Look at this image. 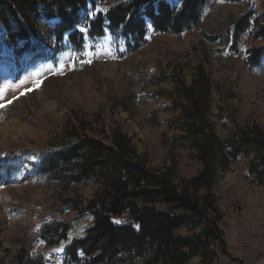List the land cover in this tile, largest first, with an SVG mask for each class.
Returning <instances> with one entry per match:
<instances>
[{
    "label": "rangeland",
    "instance_id": "1",
    "mask_svg": "<svg viewBox=\"0 0 264 264\" xmlns=\"http://www.w3.org/2000/svg\"><path fill=\"white\" fill-rule=\"evenodd\" d=\"M118 2L97 0L87 13L90 17L105 13ZM249 11L255 17L263 13L264 0H213L198 26L181 35L156 32L149 26L147 42L133 50L119 32L110 29L102 37L84 31L81 48L68 38L58 44L43 32L39 55L17 65L12 50L4 47L0 61V264H87L84 259L67 258L66 249L93 225V215L83 207L98 183L62 185L40 171L43 159L72 142L76 129L103 140L104 131L119 130L154 170L165 172L177 162L176 183L194 177L201 164L178 138L181 111L175 107L183 100L175 80L190 83L198 67L210 74L214 84L208 116L221 138L233 123H257L264 128V62L254 65L250 60V50L264 45V40H254L253 29L237 44L231 35L232 21ZM15 69L19 74L12 78ZM250 161L239 157L214 184L226 241L224 247H216L214 264H264V185L252 180ZM124 220L128 219H116ZM49 223L70 228L67 238L53 247L41 237ZM82 223L84 232L73 236ZM144 263L145 258H139L123 264ZM187 264L204 262L196 255Z\"/></svg>",
    "mask_w": 264,
    "mask_h": 264
},
{
    "label": "trees",
    "instance_id": "2",
    "mask_svg": "<svg viewBox=\"0 0 264 264\" xmlns=\"http://www.w3.org/2000/svg\"><path fill=\"white\" fill-rule=\"evenodd\" d=\"M96 1L0 0V59L4 47L12 50L11 57L17 61L38 52L43 32L58 44L68 38L81 48L84 31L102 37L110 29L119 32L133 50L147 42L149 25L173 35L198 26L213 0H119L109 11L90 17L88 7H95ZM254 15L249 11L232 21L236 44L250 29L254 40H264V12ZM53 20L55 24L49 23ZM250 52L254 65L264 62V45ZM175 88L183 100L175 107L181 111L176 119L181 129L178 138L201 164L194 177L176 183L177 162L165 172L154 170L128 136L114 129L103 132L105 140L76 129L72 142L43 159L40 171L50 181L98 183L83 207L93 215V225L84 237L72 241L67 258L84 259L87 264L133 263L139 258H145L144 264H187L199 255L204 264H214L216 247L226 244L214 184L239 157H248L252 180L264 185V128L257 123H233L228 135L221 138L208 116L214 84L203 67L197 68L190 83L176 79ZM118 218L128 220L119 223ZM184 229L187 233L181 232ZM69 231L68 225L49 223L42 228L41 237L55 246Z\"/></svg>",
    "mask_w": 264,
    "mask_h": 264
},
{
    "label": "bare ground",
    "instance_id": "3",
    "mask_svg": "<svg viewBox=\"0 0 264 264\" xmlns=\"http://www.w3.org/2000/svg\"><path fill=\"white\" fill-rule=\"evenodd\" d=\"M7 72L11 71V69L9 67H6ZM15 71V70H14ZM13 72V71H12ZM16 72V71H15ZM85 224V223H84ZM83 223L81 225L78 226V228L73 232V236L74 235H79L82 234L84 232V230L86 229V226ZM3 252L1 251L0 254H2ZM59 257V256H58Z\"/></svg>",
    "mask_w": 264,
    "mask_h": 264
},
{
    "label": "snow or ice",
    "instance_id": "4",
    "mask_svg": "<svg viewBox=\"0 0 264 264\" xmlns=\"http://www.w3.org/2000/svg\"><path fill=\"white\" fill-rule=\"evenodd\" d=\"M129 19H131V17H129Z\"/></svg>",
    "mask_w": 264,
    "mask_h": 264
}]
</instances>
